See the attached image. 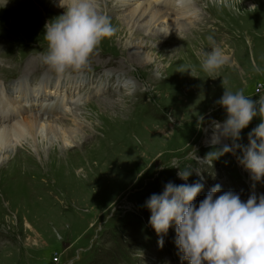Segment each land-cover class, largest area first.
Segmentation results:
<instances>
[{
	"label": "rangeland",
	"instance_id": "374dc122",
	"mask_svg": "<svg viewBox=\"0 0 264 264\" xmlns=\"http://www.w3.org/2000/svg\"><path fill=\"white\" fill-rule=\"evenodd\" d=\"M117 1L124 0H98L99 10L107 14ZM133 1L117 14L128 18L123 35L104 39L81 71L58 76L43 63L44 26L65 8H60L59 0H38L40 10L31 0H1L0 15L7 8L5 12L22 9L31 16L16 23L0 21V112L15 114L12 124L41 116L39 109L58 99L67 107L61 110L67 111L64 116L76 115L65 122L70 127L46 122L48 131L57 127L56 134L44 133L18 144L13 140L0 148V264H189L180 259L174 223L163 236V247L158 245L160 237L149 224L151 211L144 206L152 194L162 193L168 182H200L204 187L193 201L197 207L217 184L221 186L217 196L233 191L246 202L252 194L264 195V177L252 178L240 163L241 149L212 164L197 159L213 150L209 143L213 124L227 118L217 103L225 89L243 90L253 100L264 93V0H186L198 12L195 19L204 17L203 23L214 24L212 29L219 27L216 18L223 22V34L202 35L211 24L201 23L194 36L170 39L179 48L201 39L199 45H209L210 52L211 35L226 60L211 77L201 68L205 52L191 60L154 54L143 59L144 65L127 58L125 51L137 46L132 37L138 24L131 22L130 13L149 0ZM249 3L256 11H250ZM176 22L169 34L195 28L196 21L185 19L182 26ZM151 28L163 31L167 25L153 22ZM116 63L126 65L117 68ZM28 64L36 68L28 71ZM181 67L190 70L180 72ZM152 76L167 81L153 83ZM21 84L32 93V102L27 101L29 95L19 93ZM5 103L10 105L4 108ZM259 123L257 115L235 143L248 146L249 133ZM225 144L231 146L232 139L221 138L215 148ZM173 161L182 170H192L187 180L179 178V168L162 169Z\"/></svg>",
	"mask_w": 264,
	"mask_h": 264
},
{
	"label": "clouds",
	"instance_id": "9594fccd",
	"mask_svg": "<svg viewBox=\"0 0 264 264\" xmlns=\"http://www.w3.org/2000/svg\"><path fill=\"white\" fill-rule=\"evenodd\" d=\"M59 6L65 8L64 13L44 26L47 52L42 59L53 72L63 76L84 69L101 42L111 38L117 29L111 18L99 10L98 0H69L68 3L59 0ZM208 40L213 47L210 52H205L201 68L211 77L226 60L222 49L215 46L213 37L209 36ZM188 70L181 67L179 71ZM255 70L260 71L259 68ZM217 103L226 110L227 118L222 124H213L209 139L213 150L203 160L197 159L212 164L220 156L239 148L243 152L240 163L251 172L255 181H259L264 177V96L253 100L243 90L233 93L225 89ZM257 115L261 123L249 133L248 146L235 143L240 139L241 130ZM221 138H231L233 144L216 149ZM163 167L180 169L178 161ZM191 172V169H180L177 175L187 180ZM203 187L200 182L181 185L168 182L162 193H154L148 198L144 206L151 211L149 224L160 237L158 245L163 247V236L174 223L175 244L182 254V262L264 264V195L257 198L252 194L246 202L233 191L217 196L221 192V186L217 184L197 207L193 201Z\"/></svg>",
	"mask_w": 264,
	"mask_h": 264
},
{
	"label": "bare ground",
	"instance_id": "6f19581e",
	"mask_svg": "<svg viewBox=\"0 0 264 264\" xmlns=\"http://www.w3.org/2000/svg\"><path fill=\"white\" fill-rule=\"evenodd\" d=\"M243 1L245 2V1H248V0H243ZM4 2H5V0H4ZM31 2H34V4H38V6L40 7L39 10L42 9V5L40 4V2H38V0H31ZM64 2L68 3L69 0H66ZM117 2L118 3L115 4L113 7L110 6L111 9H109V11H107L106 15H108L111 18L112 25L117 29L116 34L123 35V32H125V30H124L125 29V25L124 24H125V21L128 18H126V19L124 18L125 20L124 19H120L117 14L120 11V9L128 8L129 5L132 2H134V1L133 0H126V1L124 0L123 2H119V1H117ZM0 3H1V0H0ZM249 4L253 5L251 3H249ZM56 7H59V6H56ZM255 7H252L253 9H250V11H256ZM0 8H1V6H0ZM2 8H4V7H2ZM4 10L7 11L8 9L4 8ZM16 10L17 11H14L12 13L4 11L5 15L4 16L0 15V17L3 18V19H0V21L2 23H4V21L5 22L6 21H8V22L11 21V23H16L17 20H19V19H21L19 21H22V19L24 20L26 17L31 16V14H29L27 12V10L19 9L21 12H19L18 9H16ZM33 10H34V14L36 12H38L35 9H33ZM61 10H63V9H61ZM44 11H45V9H44ZM16 12H18V13H16ZM197 13L198 12L196 10H194V8L191 6V4H189L186 0H149L147 2V4L139 6V8L133 9V11L130 13V17L129 18H130L131 22H133L134 24L135 23L138 24V26L134 29V33H133L134 37H132L134 39L133 43H135V45H137V46L131 47V49L130 48L127 49L125 51L126 53L124 52L125 55L127 56V58L129 57V59L131 61L137 62L136 64H143L144 65L143 59L144 58L153 57L154 54H157V55L163 56V57L164 56H170L173 59H174L175 56H177L178 58L179 57H188V59L191 60V58L197 56L201 52L202 53L206 52V50H208L207 47H209V45H206V46H203V47H202V45L200 46L199 43L201 42V39L199 40L200 42L196 39V40L192 41L189 44L183 42L184 44H183V46L181 48H179L181 46L180 44L172 43V41L170 40L171 37L174 38V36H176V37L177 36H182V35L183 36H192L194 33H197V31L195 32V29H197L196 28L197 24H201L204 21V17H200V18L195 19L197 17ZM136 14H137V16H136ZM32 15H33V12H32ZM6 17H7V20H4ZM185 19H192L193 21L195 20L196 21L195 22V26L193 25L195 28H190V29H187V30L182 29L181 31H179V33H181V34H179V33L178 34H169V28L172 27V25H175L176 21L179 22L178 25L182 26L184 24L183 22H184ZM217 21L220 22V24L218 25L219 26L218 27L219 30H218V28L217 29H212V27H214V24H212L211 22L209 23L208 21H206L205 23H203L204 24L203 26L211 24V27H210V29H207V30L205 29L206 31L204 30L205 33L202 34V35L205 36L207 34L216 33L217 31H220L221 30L220 26H221V24L223 22L221 21V19L219 17L216 18V22ZM153 22H154V24H158V25L166 23L167 28H165V30H163V31H157V30H155V31L153 30L152 31L151 23H153ZM126 25H128L127 22H126ZM215 27H216V25H215ZM14 29H15V27H14ZM201 31H203V30H201ZM220 32L223 34L224 30H222ZM116 36H115V38H116ZM208 36H211V35H208ZM128 39H126V40L128 41ZM180 40H178V41H180ZM130 42H132V41H130ZM254 42H255V40L254 41H250L249 44L253 46ZM118 43H120V42H118ZM130 44H132V43H130ZM154 44H155V46H154ZM201 44H202V42H201ZM184 46H187V47L184 48ZM199 46H200V49L198 48ZM107 52H108V50H107ZM253 52H254V50H253ZM103 54H105V53H103ZM114 54H116V53H114ZM253 55H254V53H253ZM16 60H17V58H16ZM15 62L18 63L17 61H15ZM110 63H112V62L111 61H106L105 65L111 66L112 64H110ZM114 65H115V67L117 66V68H123L126 64L125 63H116ZM24 67H25V70H26V61L24 62ZM30 67H32V68H30ZM33 67L36 68V66H34V65L32 66V65L28 64L27 65V70L31 72V70L35 69ZM19 68H23V67L21 66ZM113 70H115V69H113ZM113 70H111V72ZM25 75H23V77ZM30 75L33 76V73H31ZM110 80H111V78H108L107 82H110ZM158 80L167 81L166 79H162V78L159 79V78H156L154 76H152V78H150V82H153V83L157 82ZM72 83H75V82L73 81ZM77 83H78V81H77ZM48 85L49 84L46 82V86H48ZM18 91H19V93H23L22 95H24L25 97H27L29 95L28 98H27V101H29V100H30V102L33 101V99L31 98L32 93L28 92L26 90L24 84H21V86L18 88ZM51 92H52V90H51ZM51 92L49 91V93H51ZM28 93H30V94H28ZM39 94H40V91H38V95ZM1 95L2 94L0 93V96ZM1 98L2 97H0V102H1ZM31 99H32V101H31ZM47 101H51V100H47ZM53 102L54 103H47L46 102L44 104V106L39 109V113H40L41 116L36 115V116H29V117H26V118H21V120L17 119L16 120L17 122L14 121V123H12V124H10V121L13 119V116L15 114L11 115L10 113H8L6 111V109L2 108L3 111L1 110V112H0V148L5 147L7 144L10 143V141H13V140L16 141L17 144H18V143H22L23 140L25 141L26 138H33L35 136H43V135H47V134H56L58 132L57 131V127L56 126H55V128L52 127L48 131V130H46V125H45L46 122H49V123L57 122L58 124L62 125L63 127L64 126L65 127H70V125L69 126L65 125V122L67 120L69 122L70 118L71 117L73 118L74 115H76V113H72L71 117L67 113H66L67 116H64L65 112H67V111H63V112L61 111L62 108H64V106L61 107L63 102L58 100V99H57V101L54 100ZM7 105L9 106L10 104L9 103H5L3 107L6 108ZM33 108H35V106H33ZM65 108H67V107H65ZM20 110H21V108H20ZM58 114H60V115H58ZM62 114H63V116H61ZM57 116H61V117H57ZM74 128L79 130V128L77 126H75ZM74 128H71V129L72 130H76ZM66 131L68 132V130H66ZM44 133H47V134H44ZM55 152H56V150H55ZM13 195H14V193H13Z\"/></svg>",
	"mask_w": 264,
	"mask_h": 264
},
{
	"label": "water",
	"instance_id": "95a60500",
	"mask_svg": "<svg viewBox=\"0 0 264 264\" xmlns=\"http://www.w3.org/2000/svg\"><path fill=\"white\" fill-rule=\"evenodd\" d=\"M223 123V122H222Z\"/></svg>",
	"mask_w": 264,
	"mask_h": 264
}]
</instances>
